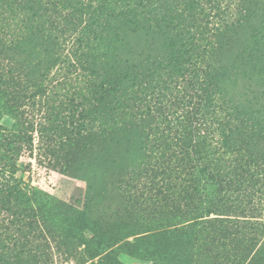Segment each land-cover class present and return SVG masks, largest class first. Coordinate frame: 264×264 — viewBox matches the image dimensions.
I'll use <instances>...</instances> for the list:
<instances>
[{
    "label": "rangeland",
    "instance_id": "obj_1",
    "mask_svg": "<svg viewBox=\"0 0 264 264\" xmlns=\"http://www.w3.org/2000/svg\"><path fill=\"white\" fill-rule=\"evenodd\" d=\"M3 1L20 15L13 21L4 18L13 31L27 20L23 0ZM191 1L198 18L199 13L210 18L208 9L215 0ZM183 2L180 9L185 10ZM261 22L264 11L250 26ZM131 41L132 56L122 48L117 51L121 58L137 62L148 53L163 52L159 41L150 43L141 36ZM27 50L24 62L11 63L19 68L24 86L11 91L9 102L16 113L0 109V128L7 136H0L1 166L23 177L27 195L11 211L0 202V264H264V209L257 205L261 194L253 190L252 205L249 198L235 200L234 187L222 186L208 203L210 189L185 162L177 161L166 172L175 190L151 186L145 172H130L143 162L137 135L109 142L84 127L91 123L90 74L69 47L53 57L43 75L47 61L36 45L29 44ZM224 51L226 64L239 62L238 48ZM180 82V77L163 76L147 92L163 94L162 102L185 124V83L181 87ZM13 145L19 148L16 153ZM24 207L28 212L19 215Z\"/></svg>",
    "mask_w": 264,
    "mask_h": 264
},
{
    "label": "trees",
    "instance_id": "obj_2",
    "mask_svg": "<svg viewBox=\"0 0 264 264\" xmlns=\"http://www.w3.org/2000/svg\"><path fill=\"white\" fill-rule=\"evenodd\" d=\"M215 1L208 9L210 18L202 13L198 18L191 0H185V10L180 9L183 0H23L22 10L30 16L25 14V23L10 31L4 18L13 21L20 15L0 0V109L7 115L16 113L9 102L11 91L24 86L19 68L11 63L25 61L29 44L36 45L47 61L42 75L53 57L69 47L90 74L91 123L84 127L109 142L131 134L139 138L143 162L133 165L131 173L143 171L151 186L175 190L166 172L174 162H185L210 189L205 194L208 203L216 188L234 187L235 200L249 198L250 203L256 202V190L261 194L257 205L264 209V24L250 26L264 11V0L225 5ZM139 36L161 42L162 54L148 53L140 59L135 55L137 62L121 58L118 49L131 57V40ZM232 47L240 50L235 65L222 58ZM163 76L180 77L181 87L185 83V124L162 102L163 94L147 92ZM13 83L19 85L12 90ZM0 136L7 137L1 128ZM12 147L14 153L19 151ZM12 158L17 160L18 153ZM2 163L0 158V202L11 211L27 200L25 183ZM255 185L253 193L246 192ZM24 208L19 215L28 212ZM20 222L18 217L16 223Z\"/></svg>",
    "mask_w": 264,
    "mask_h": 264
}]
</instances>
